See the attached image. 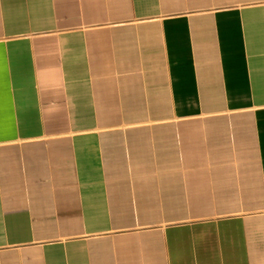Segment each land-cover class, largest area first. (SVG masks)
<instances>
[{
  "label": "crops",
  "instance_id": "obj_1",
  "mask_svg": "<svg viewBox=\"0 0 264 264\" xmlns=\"http://www.w3.org/2000/svg\"><path fill=\"white\" fill-rule=\"evenodd\" d=\"M0 264H264V0H0Z\"/></svg>",
  "mask_w": 264,
  "mask_h": 264
}]
</instances>
